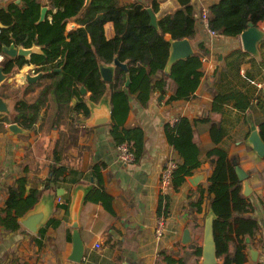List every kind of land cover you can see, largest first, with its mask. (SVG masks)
Here are the masks:
<instances>
[{"label":"crops","instance_id":"1","mask_svg":"<svg viewBox=\"0 0 264 264\" xmlns=\"http://www.w3.org/2000/svg\"><path fill=\"white\" fill-rule=\"evenodd\" d=\"M90 1H85L86 6ZM219 1L192 0L198 23L196 40L191 42L194 54L200 55L203 63V76L195 94L190 99L168 102L174 92L170 81V91L164 96L161 92H152L145 105L136 95H130L125 127H140L144 132L143 152L133 163L120 158L119 145L112 135L113 120L90 127L86 125L90 116L80 112L72 114L74 120L66 116L62 126H58L52 123L55 119L52 108H43L36 129L25 132L10 129L15 122V105L19 98L37 100L50 82L43 78L44 72L35 70L36 64H25L0 85V94L10 100L12 109L10 114L0 113V211L6 207L10 189L17 187L22 178L27 179V193L34 187L40 189L41 195L48 191L62 192L56 196L54 212L39 234L22 224L16 231L0 225V264H204L202 254L199 256L194 251L197 245H203L205 219L211 210L208 185L215 158L207 154L215 146L210 134L214 121H220L226 132L219 146L249 173L253 187L247 197L253 208L245 215L255 218L259 226L253 238L246 236L248 260L245 264H264V153H259L253 141L258 134L264 143L260 130L264 120V40L255 55L244 49L241 35H211L202 24L200 13L202 7L210 8ZM156 2L157 12L153 10ZM41 3L42 9L47 7L46 18L53 3L51 0H41ZM119 3L123 6L139 3L147 10L152 9L157 27L162 17L180 7L178 0H119ZM13 4L22 8L26 5L24 0H0V8L9 9ZM53 11L57 8L53 7ZM48 18L52 20L53 15ZM82 26L71 19L66 34ZM259 26L264 29V22ZM105 34L107 38L115 36L112 21L106 22ZM28 76L39 78L31 81L33 89L25 93L24 87L30 82ZM115 77L112 82L104 80L108 91L102 100L111 109ZM232 91L244 93L250 102L249 108L240 109L235 101H230L221 114L214 112L215 94ZM76 102L74 98L71 104ZM99 103L91 101L89 107ZM181 117L208 119L195 124L202 165L194 173L203 172L206 179L195 186L189 176L178 189L173 184L163 188V168L171 161L176 166L182 162L167 136V125L175 124ZM56 143H59V160L66 172L62 181L46 185L51 177L50 166L58 157L54 153ZM96 165L101 166L99 176L92 172ZM78 186L91 188L82 207L78 229L84 249L80 261L72 259L75 229L70 226L73 192ZM95 190L105 191L111 199L107 202L91 199ZM58 197L64 200L63 204ZM162 197L169 198L166 214L161 212ZM160 217L165 218V228L164 234L157 237L155 228ZM186 229L193 234L190 245L183 242ZM250 247L258 253L256 260L251 256ZM231 251L235 252L233 245Z\"/></svg>","mask_w":264,"mask_h":264},{"label":"trees","instance_id":"2","mask_svg":"<svg viewBox=\"0 0 264 264\" xmlns=\"http://www.w3.org/2000/svg\"><path fill=\"white\" fill-rule=\"evenodd\" d=\"M53 7L47 17L40 21L41 0H24L25 7L13 4L9 9L0 8V21L6 28H0V53L5 46L15 43L24 47L34 44L42 48V53H35L31 59L5 56L4 71L13 74L25 64H36L37 72H44L43 78L50 80L39 98L28 101L20 97L16 102L14 121L28 130L36 129L43 108L54 111L53 124L62 126L66 116L71 119L73 113L83 112L90 116L89 102L99 103L108 91L100 74V62L112 63L116 56L128 64V69L117 68L112 100L113 125L112 135L118 145L127 143L135 155V161L143 152L144 132L140 127L127 128L125 122L130 111V95H136L142 105L148 103L152 92H161L164 96L174 84V92L168 102L190 99L198 89L203 76L202 59L193 54L176 61L171 71L166 66L171 52V41L188 38L196 40L198 17L192 0H178L180 7L158 21V27L152 24L150 12L139 3L120 5L119 0H51ZM158 3L153 10L157 12ZM209 27L219 34L239 36L252 21L259 26L264 22V0H220L209 8ZM52 14L53 19L48 16ZM75 19L83 24L66 34L68 21ZM114 23L115 36L107 38L105 24ZM169 34L171 37L167 38ZM130 83L127 85V76ZM87 88L83 93L81 86ZM25 93L33 89L30 81L25 85ZM90 93V95H88ZM77 102L72 105V100ZM235 101L240 109H248L250 102L244 93H216L213 111L221 114L224 105ZM262 104V103H261ZM71 114V115H70ZM199 121H208L201 119ZM198 120L181 117L175 124L167 125L169 142L178 151L182 162L174 170L173 186L178 189L187 181L197 168L202 165L201 150L195 140V124ZM72 128L68 131L71 132ZM264 135V120L260 123ZM215 146L208 151V157H214V171L209 178L208 192L212 196L211 207L216 214L215 237L217 243L218 264H245L246 236L254 237L258 221L246 216L253 208L251 201L243 196L241 181L236 173L235 164L228 152L219 146L225 137L221 122L214 121L210 128ZM59 143L54 153L58 156L50 166L51 177L46 185L62 181L66 167L59 160ZM59 160V161H58ZM100 165L92 172L100 175ZM39 188H32L27 193V179L17 182L11 188L6 207L0 211V225L8 230H19L22 225L19 218L31 209L40 199ZM91 199H111L105 191L95 190ZM169 198L162 197L161 212L166 214ZM200 200L198 205L201 210ZM231 245L235 252L232 253ZM202 254V245L194 251Z\"/></svg>","mask_w":264,"mask_h":264},{"label":"water","instance_id":"3","mask_svg":"<svg viewBox=\"0 0 264 264\" xmlns=\"http://www.w3.org/2000/svg\"><path fill=\"white\" fill-rule=\"evenodd\" d=\"M46 2L47 0H43ZM152 17V24H154V12L152 9H148ZM47 12V7H43L41 21L44 20ZM155 25V24H154ZM156 26V25H155ZM0 28H6V26L0 21ZM241 39L243 47L246 51L257 55L259 50V43L264 40V29L256 25L252 21L248 23V27L243 30L241 33ZM42 48L34 44L32 47H24L22 45H16L15 43L10 46H5L3 53L9 58L15 59L18 57H25L26 59H31L32 55L35 53H42ZM194 54V47L192 42L188 38L175 39L171 41V52L170 57L166 66V71L169 73L173 64L180 60L188 58ZM117 68H122L127 70L128 64L120 61L119 57L116 56L112 63H102L99 64L100 74L103 80L107 82H112L115 77ZM42 73H39L41 75ZM8 73L4 71V65L0 64V85L9 78ZM38 75V76H39ZM38 76H28L29 81H36ZM130 83L129 75L127 76V85ZM82 92L87 93V88L82 85ZM94 103V102H93ZM12 111L10 100L5 98L0 94V113L10 114ZM91 115L86 120V125L90 127L100 126L104 124H109L113 120V112L109 107V104L104 100H101L99 105L93 104L90 107ZM10 129L14 132H25L20 124L13 122L10 125ZM254 145L259 153H264V143L261 140L260 136L256 134L254 136ZM235 170L241 181L242 185V194L245 197H249L253 192V187L250 182V175L247 173L238 163L235 161ZM206 179L205 173L197 172L190 176L189 181L197 186L202 181ZM91 188L87 186H78L73 192V199L70 208V226L75 229L74 231V256L72 259L80 261L83 257V242L80 238L79 228H80V216L84 202L87 199L88 193ZM62 192H46L42 193L38 202L29 209L23 216L19 218L20 223L26 227L29 231L34 234H39L41 229L47 224L50 220L54 209H55V198L57 195H60ZM215 220L216 214L214 209L211 207L209 214L205 219L204 224V242L202 245V258L204 264H218V254H217V243L215 237ZM193 234L190 229H186L183 237V242L185 244H191ZM250 239L247 238V241ZM250 253L253 259H257L258 253L254 248L250 247Z\"/></svg>","mask_w":264,"mask_h":264},{"label":"built area","instance_id":"4","mask_svg":"<svg viewBox=\"0 0 264 264\" xmlns=\"http://www.w3.org/2000/svg\"><path fill=\"white\" fill-rule=\"evenodd\" d=\"M201 21L202 24H204L211 35H218L219 33L215 30H212L209 27V19H210V10L208 7H202L201 9ZM5 60V54L0 53V64H2ZM118 151L120 158L125 161L126 163H133L135 162V155L130 150V147L127 143L120 144L118 146ZM176 165L171 161L166 164V166L163 168L161 173V184L162 187H170L173 184V177H174V170L176 169ZM58 201L63 204L64 200L61 197H58ZM164 228H165V218L160 217L157 221L156 228H155V234L157 237H161L164 234Z\"/></svg>","mask_w":264,"mask_h":264},{"label":"rangeland","instance_id":"5","mask_svg":"<svg viewBox=\"0 0 264 264\" xmlns=\"http://www.w3.org/2000/svg\"><path fill=\"white\" fill-rule=\"evenodd\" d=\"M10 92H12L11 90H9Z\"/></svg>","mask_w":264,"mask_h":264}]
</instances>
